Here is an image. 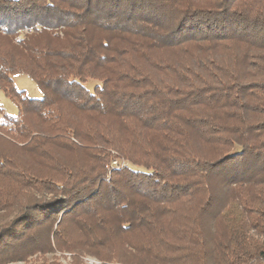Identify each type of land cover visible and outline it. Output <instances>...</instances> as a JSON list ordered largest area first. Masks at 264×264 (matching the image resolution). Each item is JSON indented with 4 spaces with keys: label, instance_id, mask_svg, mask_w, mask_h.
Instances as JSON below:
<instances>
[{
    "label": "trees",
    "instance_id": "1",
    "mask_svg": "<svg viewBox=\"0 0 264 264\" xmlns=\"http://www.w3.org/2000/svg\"><path fill=\"white\" fill-rule=\"evenodd\" d=\"M0 90V264H264V0H0Z\"/></svg>",
    "mask_w": 264,
    "mask_h": 264
},
{
    "label": "rangeland",
    "instance_id": "2",
    "mask_svg": "<svg viewBox=\"0 0 264 264\" xmlns=\"http://www.w3.org/2000/svg\"><path fill=\"white\" fill-rule=\"evenodd\" d=\"M13 81H14L15 86L18 89V91L25 92L28 98H30V99H41L43 97V94L40 91V89L38 88V86L28 76L16 75L13 77ZM99 84L100 83L98 81L90 80L86 84V88L92 92L94 90V88ZM0 105L4 109L6 114H8L9 116H11V117L17 116L18 106L15 103H13L10 99H8L5 96L4 92L1 90H0ZM4 124H5V121L3 118V114H0V126H2ZM113 155H115L114 161L117 160V161H120V163H124V165H123L124 167H131V165L128 162H126V160L121 155L117 154L116 152H114ZM24 161H23V164L28 165L26 163V161L25 162ZM47 258L51 259L50 256ZM69 258H70V256L67 254H65V255L60 254V255H58L57 261L60 264H70ZM34 260H35L34 262H31L29 264H38L39 263V262H36L37 259H34ZM84 262L86 264H101L99 261H97L96 259H93L91 257L85 258ZM132 262H137V261H132Z\"/></svg>",
    "mask_w": 264,
    "mask_h": 264
},
{
    "label": "built area",
    "instance_id": "3",
    "mask_svg": "<svg viewBox=\"0 0 264 264\" xmlns=\"http://www.w3.org/2000/svg\"><path fill=\"white\" fill-rule=\"evenodd\" d=\"M123 165H124V163H120V161L115 160L112 163L111 167H112V169H120V168L124 167Z\"/></svg>",
    "mask_w": 264,
    "mask_h": 264
}]
</instances>
